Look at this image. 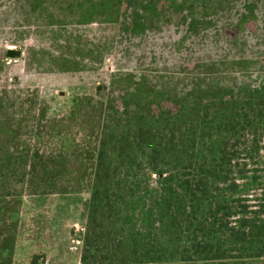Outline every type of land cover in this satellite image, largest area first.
<instances>
[{
	"label": "rangeland",
	"instance_id": "rangeland-1",
	"mask_svg": "<svg viewBox=\"0 0 264 264\" xmlns=\"http://www.w3.org/2000/svg\"><path fill=\"white\" fill-rule=\"evenodd\" d=\"M263 81L264 0H0V161L31 154L10 264H80L92 178L127 158L130 129L167 133L188 100L242 99ZM146 188L123 195L122 213L145 218L129 248L154 256L137 264H264L182 261V189L156 176Z\"/></svg>",
	"mask_w": 264,
	"mask_h": 264
},
{
	"label": "trees",
	"instance_id": "trees-1",
	"mask_svg": "<svg viewBox=\"0 0 264 264\" xmlns=\"http://www.w3.org/2000/svg\"><path fill=\"white\" fill-rule=\"evenodd\" d=\"M11 125L19 131L21 118ZM30 156L20 144L13 158L0 161V264L11 263ZM110 167L123 183L111 177ZM153 176L171 178L182 189L176 222L182 261L264 257V81L242 99L188 100L167 133L150 124L131 128L127 158H116L92 178L80 264L154 261L131 250L125 237L128 225L139 230L145 218L135 210L122 213L125 189L149 195ZM129 178L140 184L128 185Z\"/></svg>",
	"mask_w": 264,
	"mask_h": 264
},
{
	"label": "water",
	"instance_id": "water-1",
	"mask_svg": "<svg viewBox=\"0 0 264 264\" xmlns=\"http://www.w3.org/2000/svg\"><path fill=\"white\" fill-rule=\"evenodd\" d=\"M6 55L10 57H15L19 55V52L13 49H7L6 50Z\"/></svg>",
	"mask_w": 264,
	"mask_h": 264
}]
</instances>
